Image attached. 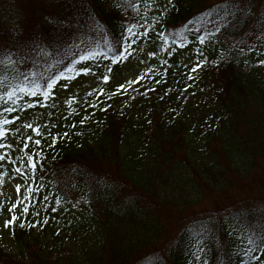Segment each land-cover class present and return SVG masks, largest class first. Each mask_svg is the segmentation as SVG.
I'll return each mask as SVG.
<instances>
[{
  "label": "trees",
  "instance_id": "16d2710c",
  "mask_svg": "<svg viewBox=\"0 0 264 264\" xmlns=\"http://www.w3.org/2000/svg\"><path fill=\"white\" fill-rule=\"evenodd\" d=\"M251 18L264 21V0H0V131L7 151L25 146L50 231L29 254L34 224L14 222L27 246L0 256L264 264V195L232 193L264 174V44L240 52L224 34ZM149 58L133 89H100ZM86 67L94 83L69 85ZM157 210L181 216L165 226Z\"/></svg>",
  "mask_w": 264,
  "mask_h": 264
},
{
  "label": "rangeland",
  "instance_id": "374dc122",
  "mask_svg": "<svg viewBox=\"0 0 264 264\" xmlns=\"http://www.w3.org/2000/svg\"><path fill=\"white\" fill-rule=\"evenodd\" d=\"M224 34L227 44H240L238 45L240 52L247 50L249 52H258L261 50V44H264V21H257L251 18L246 25H241L239 22H236L230 25L229 28L224 31ZM203 41H205L204 38ZM228 48L229 47L226 45V49L223 51L224 55H226ZM185 49L182 59L188 63L191 61L192 52L196 50V48L195 45L192 44L186 46ZM244 55L247 56L245 53ZM154 59H147L143 65H136L134 61L132 65L126 66L127 73L110 77L100 89L111 94L133 89L141 81L142 77L140 71L147 69L145 67H152L154 65ZM249 64V61L246 60L243 65L247 68ZM90 67H86L85 69H88L87 72L84 71L83 74L75 77L68 84L78 90L86 89L87 86L92 85L94 83V75L91 74L92 69ZM121 85H123L122 88L120 87ZM33 118L34 117L29 116L27 122L30 124L34 123ZM15 146L16 144L11 146L13 153L7 151L5 149L6 142L2 135H0V244L8 251H18L21 247L25 249L27 243L18 242L13 238L12 225L14 222L18 225H27L33 222L34 229L30 237L31 240L34 236L38 239L30 241L32 244V246L29 247L30 250H28L30 254L41 244L40 240H46L50 237V231L47 229L45 233L36 222L38 212L40 213V209L49 197L43 193L33 192L32 186H34V181L29 174L30 170H26L28 166L23 164L21 160V155L24 153L25 146L20 147V155L15 152ZM257 182L261 187H256L255 182L252 181L253 184L251 187H245L243 190L234 188L232 191L234 198H245V196L257 192V188H259L261 194L264 195V174L258 176ZM210 204V200H207V202H202L197 205L195 210L200 214L204 209H208L211 206ZM25 209H27V211H25ZM157 213L160 214V217H163L165 226H170V223H172L174 219L177 221L179 220L177 219L178 215L181 216V213H176V211H174L173 215H170L168 211L164 210H157ZM12 217H16V220L12 224L6 226L5 222ZM45 234L48 235V237H45ZM28 238L29 237L26 236V239ZM0 260V264H20L14 261L9 262V259H6L4 254L0 256Z\"/></svg>",
  "mask_w": 264,
  "mask_h": 264
},
{
  "label": "snow or ice",
  "instance_id": "6c2138e0",
  "mask_svg": "<svg viewBox=\"0 0 264 264\" xmlns=\"http://www.w3.org/2000/svg\"><path fill=\"white\" fill-rule=\"evenodd\" d=\"M123 56H124V53H120V54H119V57H116V59H119L120 57H123ZM260 63H264V61H261ZM83 71L87 72L88 69H83ZM104 79L107 80L108 77L105 76ZM53 83H54V81H49V82H48V88H49V89L52 88ZM33 87H34V88H38L39 85H34ZM120 87L122 88L123 85H121ZM9 95H11V93H9ZM47 95H48V93H47V92H44V96L47 97ZM5 123H7V121H5ZM28 127L31 128L32 126L29 125ZM34 130L38 131V129H34ZM2 134H3V132L0 131V135H2ZM36 143H39V141H36ZM25 211H27V209H25ZM15 220H16V217H12L10 220H8V221L5 222L6 226L9 225V224H12ZM21 226H23V225H21Z\"/></svg>",
  "mask_w": 264,
  "mask_h": 264
}]
</instances>
